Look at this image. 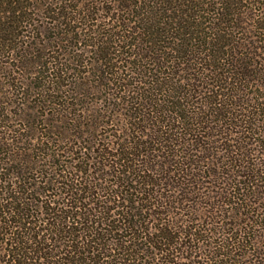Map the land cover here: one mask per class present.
I'll return each instance as SVG.
<instances>
[{
	"label": "trees",
	"instance_id": "trees-1",
	"mask_svg": "<svg viewBox=\"0 0 264 264\" xmlns=\"http://www.w3.org/2000/svg\"><path fill=\"white\" fill-rule=\"evenodd\" d=\"M63 8L0 0V52L14 72L50 63L55 94L72 92L78 81L63 74L76 72L104 103L71 106L58 127L102 139L0 160V264H248L264 225V162L241 149L264 145V75L252 90L261 68L225 41L224 13L209 41L177 10L137 34L85 40Z\"/></svg>",
	"mask_w": 264,
	"mask_h": 264
},
{
	"label": "rangeland",
	"instance_id": "rangeland-1",
	"mask_svg": "<svg viewBox=\"0 0 264 264\" xmlns=\"http://www.w3.org/2000/svg\"><path fill=\"white\" fill-rule=\"evenodd\" d=\"M29 1L34 2L35 0ZM36 1L48 9H52L55 6H63L64 16L71 14L70 24L78 26L75 31L85 40L89 39L90 36H97L101 33L112 34V36L117 33L131 34L134 32L133 34H137L143 31V27L149 17L152 16L154 18V15L157 14L166 19L165 14L172 15V10H177L182 16L181 18L187 19L189 22H192L195 15V21L197 19L198 27L200 26V28L199 30L195 29V27L190 28L194 29L191 31L197 32L196 34L198 35L196 37H199L201 41L203 39L209 41V35L215 32L219 25L217 24V17L223 12L229 22L225 25H220L218 28L223 27L222 31L224 30L227 35V40L225 41L230 42L234 50L240 52H237L238 55L242 53L248 54L246 57L257 67L261 68V74L257 73V78L254 79L257 83L255 82L251 86L252 90L258 88L257 84L260 82L258 80L264 75V0H173V2L180 4L178 8L171 7L169 0ZM68 6L73 7V10L69 9ZM187 8L188 10H186ZM45 13L40 12L41 18ZM221 15L224 16L223 14ZM170 20L172 19L169 17ZM68 27V25L64 26L62 28L63 32L70 31L71 28ZM205 34L208 37H204ZM78 44L81 47L76 51H84L83 53L85 54V50L89 49V46L86 45L85 47L84 41L78 42ZM244 44L246 46H243ZM46 52V56L51 55V49H47ZM68 56L60 55L59 59L65 61L62 62V65L74 66V62ZM83 57L85 58L84 55ZM6 60L5 55L0 52V108L2 107V115L0 113V160L5 158L4 162H12L11 155L17 153V150L21 152L23 148H28V152L33 157L41 158L43 156L44 158L45 154H42V156L35 155L37 153L36 148L39 146L46 149V145H48V147L53 146L52 149H56L59 145H93L89 141H95L97 144L102 139L98 134H83L81 137H77L71 130L58 127L61 125L63 118L66 119L65 113L68 110L72 111L71 106L75 105L79 108H85L88 107L89 103H104L102 95L96 97L99 94L97 92H89L88 95L83 93L84 87L79 85L81 80L78 79L80 77H78L76 72L72 73L69 69L63 74L67 83H70L71 80L78 81V83L73 86L70 93L61 90L60 92L62 93L57 92L56 94L59 96L61 94L64 95L59 97L56 96L51 88L47 89V83L43 80L45 75L51 70L50 68L47 72L45 71L47 67L51 66L50 63H48V66H41V69L39 68L40 65L33 64V70L31 68L32 71L29 74L28 72L21 73L23 70L21 67L20 69L15 68L18 73L14 72L11 67L14 68L15 66L12 64L7 65L5 63ZM33 71L37 74L36 76H34ZM12 76L20 79H13ZM53 99H57V102H60V106L54 104ZM67 117L71 116L68 115ZM65 123L67 122L65 121ZM48 126L51 130L48 129ZM246 146L250 148V145ZM254 146L256 148L253 151L251 149L249 151L246 147H243L241 151L245 154L247 153L249 159L264 162V145H252V147ZM235 149L237 151V148ZM47 151L50 152L51 149ZM242 152L237 151L240 154L239 157L243 154ZM220 154L222 152L218 150V155ZM222 158L225 159V157ZM215 159H218V157H215ZM262 214L263 209L261 210ZM260 228L262 235L259 242H256L255 247L252 246L249 253L244 256L248 264H256L260 261V256L264 255V225ZM262 261V264H264V258Z\"/></svg>",
	"mask_w": 264,
	"mask_h": 264
}]
</instances>
